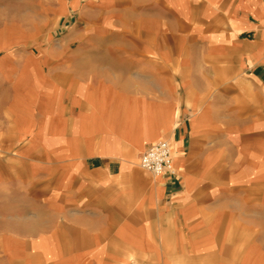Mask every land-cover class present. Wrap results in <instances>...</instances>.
<instances>
[{
  "label": "crops",
  "instance_id": "crops-1",
  "mask_svg": "<svg viewBox=\"0 0 264 264\" xmlns=\"http://www.w3.org/2000/svg\"><path fill=\"white\" fill-rule=\"evenodd\" d=\"M0 264H264V0H0Z\"/></svg>",
  "mask_w": 264,
  "mask_h": 264
},
{
  "label": "built area",
  "instance_id": "built-area-1",
  "mask_svg": "<svg viewBox=\"0 0 264 264\" xmlns=\"http://www.w3.org/2000/svg\"><path fill=\"white\" fill-rule=\"evenodd\" d=\"M141 167L154 176L175 173L173 149L168 140L161 139L153 143L141 156Z\"/></svg>",
  "mask_w": 264,
  "mask_h": 264
},
{
  "label": "rangeland",
  "instance_id": "rangeland-1",
  "mask_svg": "<svg viewBox=\"0 0 264 264\" xmlns=\"http://www.w3.org/2000/svg\"><path fill=\"white\" fill-rule=\"evenodd\" d=\"M68 31L71 29V27L66 28Z\"/></svg>",
  "mask_w": 264,
  "mask_h": 264
}]
</instances>
